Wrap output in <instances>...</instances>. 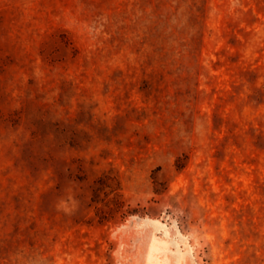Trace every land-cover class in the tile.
I'll return each instance as SVG.
<instances>
[{
	"label": "rangeland",
	"instance_id": "rangeland-1",
	"mask_svg": "<svg viewBox=\"0 0 264 264\" xmlns=\"http://www.w3.org/2000/svg\"><path fill=\"white\" fill-rule=\"evenodd\" d=\"M0 264H264V0H0Z\"/></svg>",
	"mask_w": 264,
	"mask_h": 264
}]
</instances>
